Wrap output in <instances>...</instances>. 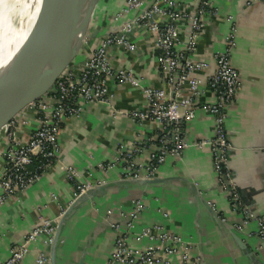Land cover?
I'll return each instance as SVG.
<instances>
[{"label":"crops","instance_id":"1","mask_svg":"<svg viewBox=\"0 0 264 264\" xmlns=\"http://www.w3.org/2000/svg\"><path fill=\"white\" fill-rule=\"evenodd\" d=\"M152 1L142 0L138 8L115 17L125 0H97L87 23L88 41L70 63L80 64L103 34L132 19ZM200 5L201 0H179L176 7L194 13ZM200 21L195 48L188 51L191 20L179 18L174 47L209 63L195 72L206 89L203 98L208 100L213 97L206 86L215 68L213 52L226 47L227 36L234 32L230 58L239 74V86L226 110L225 128L232 144L228 163L242 205L253 212L242 232H236L239 239L230 227L242 220L243 212L231 205L213 169L210 146L196 144L213 135L212 114L196 110L184 122L187 145L181 154L165 157L152 176L156 180L133 179L125 171L124 153L136 147L133 160L136 165L145 163L156 148L154 136L160 128L151 119L133 120L130 112L146 109L144 87L168 90L157 63L154 34L137 26L128 33L134 49L116 44L108 48L113 68L128 72L134 82L109 77L108 100L86 102L78 115L62 122L54 164L26 188L0 202V262L8 256L9 247L21 242L23 234L41 218L58 221L76 198L78 185L89 180L92 186L103 188L82 197L63 218L54 244L46 245L38 236L18 264H37L35 259L42 250L48 255L43 264H105L117 234H125L135 247L155 249L163 259L160 264H185L184 252L199 255L203 264H264V237L256 233V217H264V0H209ZM30 119L26 131L35 124ZM3 143L0 129V149ZM4 163L0 157V170ZM61 164L73 167L74 176L69 178ZM137 199L144 208L128 225ZM208 203L222 221L215 218ZM154 222L179 235L176 252L166 253L160 242L135 237L143 226Z\"/></svg>","mask_w":264,"mask_h":264},{"label":"built area","instance_id":"2","mask_svg":"<svg viewBox=\"0 0 264 264\" xmlns=\"http://www.w3.org/2000/svg\"><path fill=\"white\" fill-rule=\"evenodd\" d=\"M178 1L153 0L132 19L103 34L80 64L69 63L44 93L29 101L1 126L4 143L0 149V157L5 163L0 170V202L26 188L54 164L59 151L62 122L69 116L78 115L86 102L108 100L111 95L107 86L109 77L119 82H134L128 72L113 68L109 61L108 48L116 44L129 50L134 49L135 43L128 33L135 27L142 26L154 34L156 59L165 75L168 90L153 85L144 87L146 109L130 112L133 120L151 119L160 124V128L154 136L156 148L149 153L145 163L136 165L133 160L136 147L124 153L125 171L132 177H152L168 154L179 155L187 145L184 122L191 119L196 110L212 114L213 135L200 138L196 144L210 146L213 169L222 187L226 189L231 205L243 212L242 220L233 222L231 227L236 232H242L253 212L247 205H242L239 192L232 182V171L228 163L232 144L225 128L226 110L239 86V74L230 58L234 32L227 36L226 47L213 52L215 68L206 81L207 89L213 97L210 100L205 99L203 96L206 89L200 84L195 72L207 68L209 63L189 57L177 50L174 44L179 36L177 20L185 16L191 20L186 49L194 50L202 26L200 16L209 5V0H201L200 7L194 13L178 9ZM141 4L142 0H125L115 17L131 8H138ZM88 38L83 36L79 51ZM30 117L35 124L26 131L24 127L30 124ZM61 167L69 178L74 176L73 167L66 164H61ZM90 186L91 182L86 180L78 185L74 195L78 196ZM143 208L144 204L140 199L134 201L129 212L128 225L139 216ZM256 222V233L264 237V217H256ZM56 224V218H41L38 224L23 234L21 242L9 247L8 256L0 264H18L29 251V243L38 236H42L44 244H51ZM135 237H147L160 242L166 253L176 252V244L181 239L178 234L167 231L157 222L143 226L135 233ZM182 259L185 264H203L197 254L191 256L184 252ZM47 260L48 255L43 250L35 259L37 264H43ZM162 260L155 249L135 247L125 234H117L105 264H160Z\"/></svg>","mask_w":264,"mask_h":264},{"label":"water","instance_id":"3","mask_svg":"<svg viewBox=\"0 0 264 264\" xmlns=\"http://www.w3.org/2000/svg\"><path fill=\"white\" fill-rule=\"evenodd\" d=\"M96 1H43L37 28L38 53L32 60H22L0 88V127L29 101L44 93L58 74L75 58L83 36H88L87 23ZM132 178L156 180L153 177ZM234 187L239 192L238 188ZM101 188L103 185L90 186L74 198L58 219L50 245L54 244L57 239L62 220L70 210L77 205L82 197ZM207 207L213 212L217 220L222 221L211 204L208 203ZM230 228L235 237L239 239L236 231L232 227ZM53 258L52 253V261Z\"/></svg>","mask_w":264,"mask_h":264},{"label":"bare ground","instance_id":"4","mask_svg":"<svg viewBox=\"0 0 264 264\" xmlns=\"http://www.w3.org/2000/svg\"><path fill=\"white\" fill-rule=\"evenodd\" d=\"M36 1L21 0L15 13L11 7L10 13L0 20V88L22 60H32L38 53L37 28L44 0ZM15 17L20 20L14 24Z\"/></svg>","mask_w":264,"mask_h":264},{"label":"rangeland","instance_id":"5","mask_svg":"<svg viewBox=\"0 0 264 264\" xmlns=\"http://www.w3.org/2000/svg\"><path fill=\"white\" fill-rule=\"evenodd\" d=\"M20 1L21 0H0V20H2L7 15V13H10L11 7L14 8V10L12 12L15 13L18 10V8H20L22 5ZM36 2H38V0ZM90 18H91V14L89 16V19ZM19 20H20V18L15 17V18H13L12 23L13 22H14V24L18 23Z\"/></svg>","mask_w":264,"mask_h":264}]
</instances>
